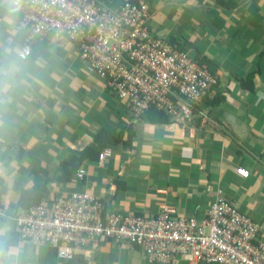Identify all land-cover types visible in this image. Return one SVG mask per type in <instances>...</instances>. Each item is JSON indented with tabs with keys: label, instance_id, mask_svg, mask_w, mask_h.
Here are the masks:
<instances>
[{
	"label": "crops",
	"instance_id": "crops-1",
	"mask_svg": "<svg viewBox=\"0 0 264 264\" xmlns=\"http://www.w3.org/2000/svg\"><path fill=\"white\" fill-rule=\"evenodd\" d=\"M96 2L146 3L154 36L209 63L219 85L197 108L207 118L180 122L157 110L162 117H136L76 44L29 43L21 15L0 0V207L16 216L78 194L101 204L104 221L149 220L164 208L202 221L222 194L264 231V0ZM105 134L115 141L101 161L96 138ZM25 193L26 208L17 210ZM22 240L11 221L0 222V264H149L130 241L93 240L61 260L49 246Z\"/></svg>",
	"mask_w": 264,
	"mask_h": 264
},
{
	"label": "built area",
	"instance_id": "built-area-1",
	"mask_svg": "<svg viewBox=\"0 0 264 264\" xmlns=\"http://www.w3.org/2000/svg\"><path fill=\"white\" fill-rule=\"evenodd\" d=\"M18 13L29 43L47 38L76 44L93 73L136 117L155 109L180 122L207 118L197 108L211 98L218 78L195 56L152 34L146 3L105 8L96 0H23ZM31 54L27 46L18 56L25 61ZM110 157L106 150L100 160ZM237 175L248 179L250 174L238 169ZM83 176L78 172L79 180ZM101 209L94 198L77 194L16 216L0 207V222L11 221L23 240L55 248L62 260H72L93 240H111L130 241L149 264H264V231L222 194L202 221L177 218L170 208L149 220L104 221Z\"/></svg>",
	"mask_w": 264,
	"mask_h": 264
},
{
	"label": "trees",
	"instance_id": "trees-1",
	"mask_svg": "<svg viewBox=\"0 0 264 264\" xmlns=\"http://www.w3.org/2000/svg\"><path fill=\"white\" fill-rule=\"evenodd\" d=\"M201 65H206L207 67H208V69H209V71H212L210 68H209V63H205V62H203V61H200L199 62ZM214 74H217V72L214 70ZM150 112H152V113H155V114H157V115H159V116H161L162 117V114L160 115V113L159 112H157L155 109H153V110H151ZM149 112V113H150ZM106 136V139H104V137ZM115 140H114V138H112L109 134H105V135H100V136H98L97 138H96V143H97V145H98V151H97V155H100V153L102 152V150L103 149H105L104 147L106 146V145H108L109 143H112V142H114ZM64 168H66V167H64ZM26 201V193L25 194H23L22 195V198H21V200H20V202H19V207L17 208V210H24L26 207H24L23 208V206L21 205L22 203H24ZM4 210V209H3ZM52 249H54V250H56L55 248H52ZM82 249V248H81ZM78 250H80V249H78ZM62 260V259H61Z\"/></svg>",
	"mask_w": 264,
	"mask_h": 264
},
{
	"label": "clouds",
	"instance_id": "clouds-1",
	"mask_svg": "<svg viewBox=\"0 0 264 264\" xmlns=\"http://www.w3.org/2000/svg\"><path fill=\"white\" fill-rule=\"evenodd\" d=\"M23 0H10L12 8L10 9L12 12H19L21 10Z\"/></svg>",
	"mask_w": 264,
	"mask_h": 264
},
{
	"label": "rangeland",
	"instance_id": "rangeland-1",
	"mask_svg": "<svg viewBox=\"0 0 264 264\" xmlns=\"http://www.w3.org/2000/svg\"><path fill=\"white\" fill-rule=\"evenodd\" d=\"M11 211H13V212H14L15 210H11Z\"/></svg>",
	"mask_w": 264,
	"mask_h": 264
}]
</instances>
